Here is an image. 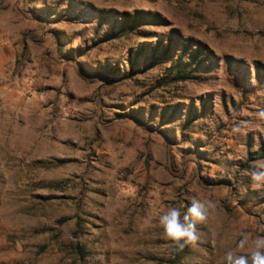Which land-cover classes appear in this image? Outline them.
Masks as SVG:
<instances>
[{"label": "rangeland", "instance_id": "374dc122", "mask_svg": "<svg viewBox=\"0 0 264 264\" xmlns=\"http://www.w3.org/2000/svg\"><path fill=\"white\" fill-rule=\"evenodd\" d=\"M260 109L264 0H0V264H222L264 236Z\"/></svg>", "mask_w": 264, "mask_h": 264}, {"label": "clouds", "instance_id": "9594fccd", "mask_svg": "<svg viewBox=\"0 0 264 264\" xmlns=\"http://www.w3.org/2000/svg\"><path fill=\"white\" fill-rule=\"evenodd\" d=\"M256 119L264 123V109L257 111ZM241 127L239 124L235 125L232 132L240 134ZM250 167L253 185L264 186V159L253 161ZM216 208L214 201L199 198H193L184 212L177 207L168 208L158 218L164 238L171 241L178 250L195 246L200 239L197 225L205 223ZM238 235L240 238L236 247L224 253L222 264H264V236L257 235L253 239L247 232H240Z\"/></svg>", "mask_w": 264, "mask_h": 264}, {"label": "trees", "instance_id": "16d2710c", "mask_svg": "<svg viewBox=\"0 0 264 264\" xmlns=\"http://www.w3.org/2000/svg\"><path fill=\"white\" fill-rule=\"evenodd\" d=\"M125 19L127 21L126 23H128L131 20L129 17H127V15H125ZM136 19L137 18H135V20ZM123 34H125V31H122L121 33L117 34V37H120ZM170 47H171V44H168L165 48V51H163L162 54L163 55L166 54V52L170 50ZM162 59H163L162 57L156 56L154 54L151 58V62H152V64H155L156 62H158ZM192 61H194V60H192ZM192 64H193V62H190V63H188L182 67L181 62L178 61L176 63V65L173 66V70H172V72H173L172 75L175 77V80L182 81V80L187 79L188 75H190L188 73V70H189L190 66H192ZM250 159H252V160L264 159V146L261 147L257 152L250 154ZM77 248L79 249V252L82 254L83 247L78 246ZM175 263H176L175 261H172L170 264H175Z\"/></svg>", "mask_w": 264, "mask_h": 264}]
</instances>
